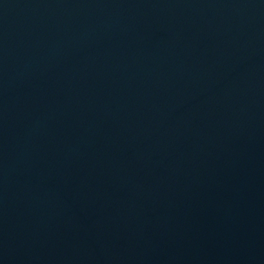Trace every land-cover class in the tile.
Instances as JSON below:
<instances>
[{
    "label": "water",
    "instance_id": "obj_1",
    "mask_svg": "<svg viewBox=\"0 0 264 264\" xmlns=\"http://www.w3.org/2000/svg\"><path fill=\"white\" fill-rule=\"evenodd\" d=\"M0 264H264V0H0Z\"/></svg>",
    "mask_w": 264,
    "mask_h": 264
}]
</instances>
